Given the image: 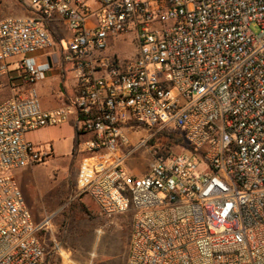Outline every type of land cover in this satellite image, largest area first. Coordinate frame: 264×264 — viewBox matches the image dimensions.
Returning a JSON list of instances; mask_svg holds the SVG:
<instances>
[{"label":"built area","instance_id":"2783aa9c","mask_svg":"<svg viewBox=\"0 0 264 264\" xmlns=\"http://www.w3.org/2000/svg\"><path fill=\"white\" fill-rule=\"evenodd\" d=\"M23 4L0 19V264L60 251L46 238L56 214L36 221L14 174L53 155L27 134L67 121L81 191L106 218L131 213L125 264H264V0ZM120 37L133 59L110 52ZM52 67L69 93L45 110L35 83ZM139 149L142 176L124 167Z\"/></svg>","mask_w":264,"mask_h":264},{"label":"rangeland","instance_id":"374dc122","mask_svg":"<svg viewBox=\"0 0 264 264\" xmlns=\"http://www.w3.org/2000/svg\"><path fill=\"white\" fill-rule=\"evenodd\" d=\"M11 13L8 0H0V18ZM250 28L254 33L260 31L256 24H251ZM61 44L66 48L65 39ZM110 52L122 60L133 59L137 50L130 37H120L113 42ZM36 88L40 95L44 93L41 86L37 85ZM173 93L176 94L175 91ZM2 94L0 92V101L4 99ZM142 135L145 134H131L133 145ZM27 137L45 149L52 146L54 152L50 160L22 168L21 174L25 178L20 185L23 194L25 191L27 193L28 199H25L36 221L56 213L46 238L49 249L55 240L60 251L50 255L48 264H125L131 213L106 218L100 215L90 197L81 191L83 156L80 155L81 147H77V135L71 123L67 121L58 126L42 128L28 133ZM151 162L148 152L139 149L125 162L124 167L128 173L142 176L147 174ZM15 177L20 184L18 176Z\"/></svg>","mask_w":264,"mask_h":264},{"label":"crops","instance_id":"0c3cea01","mask_svg":"<svg viewBox=\"0 0 264 264\" xmlns=\"http://www.w3.org/2000/svg\"><path fill=\"white\" fill-rule=\"evenodd\" d=\"M8 5L10 6L12 13L10 15H6L4 17H7V16H25L28 14V10L25 8L23 2L22 3H16L14 0H8ZM4 17H1L0 19H2ZM36 61H37V63H44L46 61V58L43 54L38 53L36 55ZM65 77H66V74L60 68L52 67L47 72L46 77L43 80H40V81L35 83V88L37 85H39V86H41V88H43V91L45 93V94L41 93V95H40V93H39L40 91H38V89L36 88L43 109H45V110L54 109V108L59 107L62 104H64L62 94H63V92L69 93L68 78L67 77L65 78ZM43 94H44V96H42ZM42 98H43V100H42ZM70 123L73 126L71 121H70ZM27 139H28V137H27ZM73 144H74V142L72 143V147H73ZM72 152H73V149H71V153ZM15 175H17L19 180H20V184L18 182L19 186L22 185V181L24 180L25 177L23 176V174H21V169L17 170L15 172ZM20 188H21V186H20ZM25 192L23 194L24 199H25V197H26V199H28L27 193H25ZM26 199H25V202L27 204ZM51 214H56V213H51ZM51 214H48V215H51ZM46 216L47 215H45V217ZM116 216H122V215H116Z\"/></svg>","mask_w":264,"mask_h":264},{"label":"trees","instance_id":"16d2710c","mask_svg":"<svg viewBox=\"0 0 264 264\" xmlns=\"http://www.w3.org/2000/svg\"><path fill=\"white\" fill-rule=\"evenodd\" d=\"M0 92L3 93V94H2V95H3L2 99H3V98H4V99L0 101V102H2V101H4L5 99L8 98V96H9V92H8L7 88H5V87H4L2 90H0ZM7 95H8V96H7Z\"/></svg>","mask_w":264,"mask_h":264}]
</instances>
